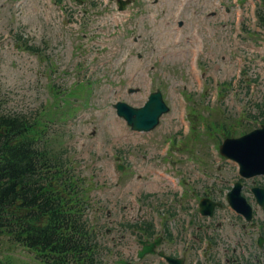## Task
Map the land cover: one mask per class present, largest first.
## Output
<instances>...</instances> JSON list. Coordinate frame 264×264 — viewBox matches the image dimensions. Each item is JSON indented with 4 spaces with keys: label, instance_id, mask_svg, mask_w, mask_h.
I'll list each match as a JSON object with an SVG mask.
<instances>
[{
    "label": "rangeland",
    "instance_id": "1",
    "mask_svg": "<svg viewBox=\"0 0 264 264\" xmlns=\"http://www.w3.org/2000/svg\"><path fill=\"white\" fill-rule=\"evenodd\" d=\"M16 1L0 0L1 112L24 116L31 122L41 119L47 124L45 132L51 138V150L70 157L78 175L91 183V197L94 199L91 215L100 230L99 241L107 243L112 252L103 255L106 263L112 264L121 255L125 259L135 257L137 249L133 236L122 228L118 230L111 219L126 221V224L152 222L159 234L165 236L167 226H173L170 230L177 232L175 222L171 225L173 221L179 224L181 216L191 218L189 209L192 207H183L192 201L184 199L183 193L192 188L199 194L206 189L213 194L229 180L236 179V172L232 174L233 163L223 160L225 164L222 165L221 158L208 145L215 135L211 133L203 137L199 123L193 132L189 131L184 142L186 149L193 148L200 158L205 159L204 173L211 175L210 179L196 180L199 176L196 178L191 168L183 165L182 169L191 175H186L188 181L182 190L162 182L152 185L149 182L154 176L146 172L147 165H156L157 159V162L161 159L166 163L171 155L176 154L173 151L169 157L163 158L170 134L158 127L151 133L133 136L131 128L116 115L113 104L122 100L141 107L151 91L161 88L171 108L167 120L176 118L179 111H186V108L187 118L189 109L195 106L193 101L203 99L188 66L191 49L196 46L192 37L194 24L201 29L207 46L199 55V65L208 76H212L211 79H202L207 87L204 99L208 100L210 93L216 91L214 81H232L226 96L229 106L220 104L219 108L216 107L211 122L225 121V118L231 124L236 123L234 120L241 115H258V106L264 105V66L261 65L264 55L258 53L259 43H254L260 35L252 40L244 27L260 34L264 30L259 25L260 0H240V8L234 7L228 19L214 7L213 2L217 0L192 1L180 18L184 35L179 41L176 27L180 21L177 23L175 17L179 0H136L128 8V13H119L113 0H26L21 21L14 17ZM220 1L233 4L232 0ZM238 10L240 14L236 13ZM19 29L30 34L28 42L22 38ZM25 43L43 51L30 53L25 50ZM213 43L215 51H211ZM222 54V59L227 57L226 61L220 60ZM124 55L127 60L122 62ZM116 63L120 66L117 67ZM89 80L92 82L90 93L86 85L78 84ZM150 83L152 87H146ZM130 89L138 92L132 94ZM191 90L195 91L193 99L188 100ZM82 91H85L84 98H80ZM79 100H87V105L80 108L77 105ZM73 106L78 107L77 116L64 119L62 112H73ZM201 114L204 116V111ZM242 117L249 122L247 126L236 127V136L253 130L261 122L259 118ZM208 137L211 139L207 140ZM136 138L141 139V146ZM117 156L123 164L131 166L123 174L115 169ZM153 156H156L154 160ZM142 175L144 177L140 178ZM147 189L152 195L144 200ZM180 208L183 209L179 214ZM107 211H111L110 217ZM228 211L224 210L222 215L229 218L231 224L225 220L224 226L216 227L219 236L213 237H218L220 242L216 241L212 254L214 251L219 253V247L227 249L224 246L227 239L238 238L240 229ZM173 212L176 215L170 216ZM108 229L113 231L107 233ZM190 233L188 231L187 235ZM171 246L168 250L172 252L175 244ZM9 247L7 241L0 243V250L10 264H38L28 250L17 248L9 252ZM249 252L247 250L246 254ZM187 253L194 254L195 250L190 249ZM134 264L140 263L135 261Z\"/></svg>",
    "mask_w": 264,
    "mask_h": 264
},
{
    "label": "trees",
    "instance_id": "2",
    "mask_svg": "<svg viewBox=\"0 0 264 264\" xmlns=\"http://www.w3.org/2000/svg\"><path fill=\"white\" fill-rule=\"evenodd\" d=\"M38 125L0 109V243L42 264H99L96 232L84 220V180L48 147ZM5 258L0 250V264H10Z\"/></svg>",
    "mask_w": 264,
    "mask_h": 264
},
{
    "label": "water",
    "instance_id": "3",
    "mask_svg": "<svg viewBox=\"0 0 264 264\" xmlns=\"http://www.w3.org/2000/svg\"><path fill=\"white\" fill-rule=\"evenodd\" d=\"M121 115L125 116L129 123L136 129L149 130L158 122L159 116L165 110L160 94L153 95L151 102L143 109L136 110L125 104L117 105ZM221 152L228 158L237 161L241 166V174L250 178L264 174V127L238 139L227 140L221 148ZM242 184L237 183L228 195L232 207L243 214L248 220L252 219V208L241 194ZM254 194L258 202L264 207V189L254 188ZM214 204L203 201L201 208L204 213H211ZM264 239L261 240V244ZM152 251V250H150ZM172 264H180V261L168 258Z\"/></svg>",
    "mask_w": 264,
    "mask_h": 264
}]
</instances>
